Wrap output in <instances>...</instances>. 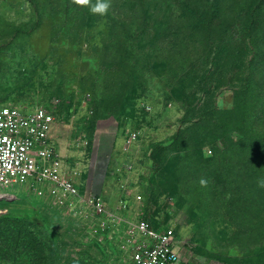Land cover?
Masks as SVG:
<instances>
[{"label":"rangeland","instance_id":"rangeland-1","mask_svg":"<svg viewBox=\"0 0 264 264\" xmlns=\"http://www.w3.org/2000/svg\"><path fill=\"white\" fill-rule=\"evenodd\" d=\"M257 1L1 0L0 107L51 112L81 191L124 220L171 226L192 264H264ZM9 190L19 199L0 202L13 211L0 224L23 221L47 264H129L125 224L101 230L86 206Z\"/></svg>","mask_w":264,"mask_h":264},{"label":"built area","instance_id":"built-area-1","mask_svg":"<svg viewBox=\"0 0 264 264\" xmlns=\"http://www.w3.org/2000/svg\"><path fill=\"white\" fill-rule=\"evenodd\" d=\"M54 122V116L43 107H0V202L19 199L9 189L25 186L42 202L57 207L86 206L98 216L101 230L125 224L123 247L129 264H178L180 249L171 226L158 230L144 219L124 220L116 210L108 209L99 196H87L81 191L78 172L69 169L49 137ZM134 138L132 134L127 141ZM118 203L119 208L126 207V202ZM6 211L0 209V214Z\"/></svg>","mask_w":264,"mask_h":264},{"label":"trees","instance_id":"trees-1","mask_svg":"<svg viewBox=\"0 0 264 264\" xmlns=\"http://www.w3.org/2000/svg\"><path fill=\"white\" fill-rule=\"evenodd\" d=\"M264 0L255 2L252 12L257 14L264 11ZM13 211L7 210L0 217L12 215ZM147 220L145 218H142ZM148 221V220H147ZM161 228H158V230ZM31 252L32 257L26 262L24 255ZM54 251L50 250V255ZM45 243L35 233L28 230L23 221L11 219L0 224V264H47ZM51 261V260H49Z\"/></svg>","mask_w":264,"mask_h":264},{"label":"clouds","instance_id":"clouds-1","mask_svg":"<svg viewBox=\"0 0 264 264\" xmlns=\"http://www.w3.org/2000/svg\"><path fill=\"white\" fill-rule=\"evenodd\" d=\"M78 3L85 4L88 3V0H77ZM108 3L107 2H99L95 6L92 7V11L94 13H106L108 10ZM202 184L206 183L205 181H201Z\"/></svg>","mask_w":264,"mask_h":264},{"label":"crops","instance_id":"crops-1","mask_svg":"<svg viewBox=\"0 0 264 264\" xmlns=\"http://www.w3.org/2000/svg\"><path fill=\"white\" fill-rule=\"evenodd\" d=\"M191 261L192 260H191L190 256H186V255L183 256L182 249H180V261L178 264H192ZM218 264H232V263L218 262Z\"/></svg>","mask_w":264,"mask_h":264}]
</instances>
